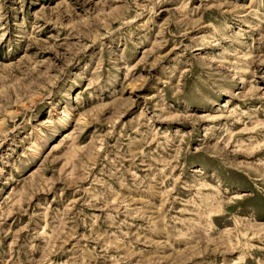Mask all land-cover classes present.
Here are the masks:
<instances>
[{
  "label": "rangeland",
  "instance_id": "rangeland-1",
  "mask_svg": "<svg viewBox=\"0 0 264 264\" xmlns=\"http://www.w3.org/2000/svg\"><path fill=\"white\" fill-rule=\"evenodd\" d=\"M0 264H264V0H0Z\"/></svg>",
  "mask_w": 264,
  "mask_h": 264
}]
</instances>
